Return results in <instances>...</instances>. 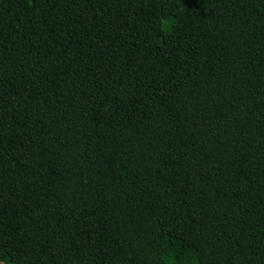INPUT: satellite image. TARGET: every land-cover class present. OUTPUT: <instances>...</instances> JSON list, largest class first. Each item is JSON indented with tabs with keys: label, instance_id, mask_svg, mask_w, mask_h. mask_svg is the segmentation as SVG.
Returning <instances> with one entry per match:
<instances>
[{
	"label": "trees",
	"instance_id": "trees-1",
	"mask_svg": "<svg viewBox=\"0 0 264 264\" xmlns=\"http://www.w3.org/2000/svg\"><path fill=\"white\" fill-rule=\"evenodd\" d=\"M0 263L264 264V0H0Z\"/></svg>",
	"mask_w": 264,
	"mask_h": 264
},
{
	"label": "rangeland",
	"instance_id": "rangeland-1",
	"mask_svg": "<svg viewBox=\"0 0 264 264\" xmlns=\"http://www.w3.org/2000/svg\"><path fill=\"white\" fill-rule=\"evenodd\" d=\"M0 264H2V263H0Z\"/></svg>",
	"mask_w": 264,
	"mask_h": 264
}]
</instances>
